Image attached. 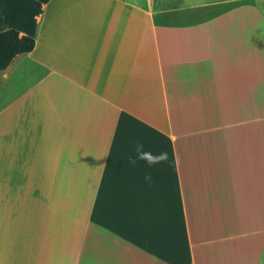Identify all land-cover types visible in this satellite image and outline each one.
I'll return each instance as SVG.
<instances>
[{"label": "crops", "instance_id": "obj_1", "mask_svg": "<svg viewBox=\"0 0 264 264\" xmlns=\"http://www.w3.org/2000/svg\"><path fill=\"white\" fill-rule=\"evenodd\" d=\"M36 21L0 71V264H264V0Z\"/></svg>", "mask_w": 264, "mask_h": 264}, {"label": "trees", "instance_id": "obj_2", "mask_svg": "<svg viewBox=\"0 0 264 264\" xmlns=\"http://www.w3.org/2000/svg\"><path fill=\"white\" fill-rule=\"evenodd\" d=\"M50 0H0V71L35 45L37 21Z\"/></svg>", "mask_w": 264, "mask_h": 264}, {"label": "clouds", "instance_id": "obj_3", "mask_svg": "<svg viewBox=\"0 0 264 264\" xmlns=\"http://www.w3.org/2000/svg\"><path fill=\"white\" fill-rule=\"evenodd\" d=\"M134 155L130 154L128 156V163L131 166H135L139 161H143L149 167L166 163L168 160L167 152L153 153L146 151L143 143L137 142L133 147ZM144 179L151 184L152 177L151 175H146Z\"/></svg>", "mask_w": 264, "mask_h": 264}, {"label": "rangeland", "instance_id": "obj_4", "mask_svg": "<svg viewBox=\"0 0 264 264\" xmlns=\"http://www.w3.org/2000/svg\"><path fill=\"white\" fill-rule=\"evenodd\" d=\"M254 115H255V114H254V113H252V114H251L249 117H250V118H252V117H254Z\"/></svg>", "mask_w": 264, "mask_h": 264}]
</instances>
